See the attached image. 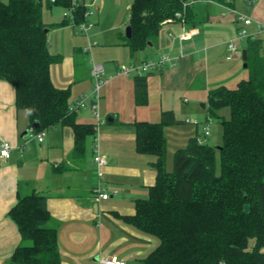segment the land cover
<instances>
[{
    "label": "crops",
    "instance_id": "0c3cea01",
    "mask_svg": "<svg viewBox=\"0 0 264 264\" xmlns=\"http://www.w3.org/2000/svg\"><path fill=\"white\" fill-rule=\"evenodd\" d=\"M76 1L87 7L86 21L94 24L87 35L71 17L70 20L61 12L54 13L56 5L47 3L46 12L43 8V19L50 24L49 49L61 57L52 64L51 76L57 87L70 90V105L86 94L91 95L74 114L78 123L94 125L96 136L87 139L81 156L74 154L75 133L70 126L58 123L43 131L44 139L40 141L32 130L28 111L16 106L14 86L0 79V137L12 145L10 158L0 156V264L9 263L22 241L9 211L18 201V191L27 194L33 190L47 197L50 223L58 231L62 264H100L101 258L114 255L125 264H151L146 259L159 240L128 218L136 214L137 201L148 198L156 183L157 170L153 166L156 158L138 152L134 124L158 122L163 111H173L176 118L177 112L181 116L198 113L195 106H184L182 100L199 102L205 95L209 100L212 89L228 87L227 82L241 76L237 61L240 56L243 59L247 40L238 41L245 42L242 50L229 48L230 41L244 25L238 16L253 19L246 26L251 32L256 31V21L264 23V0H192L186 21L165 23L153 43L132 52L127 44L130 38L122 30L123 26H130L129 21L108 26L99 25L95 18L98 14L102 19L106 0ZM133 1L125 2L129 19ZM184 32L189 33L186 39L182 38ZM89 43L93 46L86 50ZM162 55L174 58L175 64H165L144 74L149 97L147 104L140 105L135 94L136 75L116 73L122 64H140ZM218 62H228L230 68L235 62L234 70L225 80L219 76ZM94 65L102 66L108 79L98 100L100 116L105 121L99 126L92 110ZM155 95L160 97L157 104L152 100ZM88 100L91 102L87 104ZM169 126L165 127V134ZM195 136L201 137L198 132ZM182 141L185 144V137ZM96 145L107 160L101 177L95 161ZM98 185L109 194L108 198L95 191Z\"/></svg>",
    "mask_w": 264,
    "mask_h": 264
},
{
    "label": "trees",
    "instance_id": "16d2710c",
    "mask_svg": "<svg viewBox=\"0 0 264 264\" xmlns=\"http://www.w3.org/2000/svg\"><path fill=\"white\" fill-rule=\"evenodd\" d=\"M191 1L134 0L129 19L132 36L127 40L131 51L153 43L165 23L186 21ZM47 3L71 10L76 26L87 22L88 9L76 0ZM43 8L44 0H0V79L14 86L16 106L28 111L36 133L58 123L72 127L74 154L81 156L96 130L92 124L77 122L69 111L70 90L52 81L51 66L61 57L49 49L50 24L43 19ZM246 50L249 78L235 88L220 86L209 93L212 115L230 108L229 118L217 115L223 125L222 148L191 137L185 148L175 152V167L169 171L165 127L178 122L175 113L163 111L158 122L134 124L138 152L156 158V183L128 218L158 238V246L146 259L151 264H264L260 250L264 244V38H248ZM135 94L138 104L148 103L146 76H135ZM9 215L22 241L8 264H62L58 231L50 223L45 195L18 191ZM250 238L257 240L253 250L248 249Z\"/></svg>",
    "mask_w": 264,
    "mask_h": 264
},
{
    "label": "rangeland",
    "instance_id": "374dc122",
    "mask_svg": "<svg viewBox=\"0 0 264 264\" xmlns=\"http://www.w3.org/2000/svg\"><path fill=\"white\" fill-rule=\"evenodd\" d=\"M248 1V0H246ZM107 4L102 8V19L100 16L98 17V14H96L95 18H97V21L99 25L101 24H108L110 26L112 23H128L129 21V10L125 7L126 0H106ZM244 5L246 2H243ZM47 0H44V10L49 11L47 9ZM54 13L61 12V15L66 17V14L70 16L72 14L71 10L63 8L61 6H54L53 10ZM110 12V13H109ZM70 19V17H67ZM71 20V19H70ZM102 20V21H101ZM127 26H123L122 30H126ZM99 27V26H98ZM100 45H102V42H100ZM245 45V42H238V48H241ZM243 48H241L242 50ZM240 60L237 61V65H239V68L241 69V76L239 78H233L232 81L227 82L230 88L237 87L238 83L244 79H248L250 76L248 68H244V61L242 59V56H240ZM220 74L219 76L222 77V79H226V77L229 75L231 71L234 70L235 62L232 63L231 68L229 67L230 64L228 62L217 64ZM153 102L155 104L160 102V97L158 95H155L153 97ZM187 99L182 100V103L184 106L188 105L190 108H194L198 113L192 115L186 114L184 116H181L180 112H177V118L181 119L182 121L175 123L168 127L167 133L165 134L166 140H167V169L169 171H173L175 167L174 162V156L175 152L180 148H185L188 145L189 135L195 136L197 135V132L199 136L202 138V143L210 144L215 147H220L222 145V139H223V125L222 120L218 116H223L226 119L230 117V108L228 106H225L219 110H217L216 114L218 115H212L210 111V104L209 100L207 98V95L204 96L203 100L193 102L189 99L188 102H186ZM91 100L87 101V104L90 103ZM188 103V104H187ZM205 104V106L203 105ZM194 109V110H195ZM195 115H201V116H195ZM104 119V118H103ZM188 119V120H187ZM198 123V125H197ZM198 126V127H197ZM206 127H209L210 136H206ZM186 139V142L182 141L183 139ZM91 144H89V152L92 154ZM216 163H217V174L221 172V154L218 149L217 156H216ZM257 246V240L255 238H250L248 243V249L253 250ZM260 250L264 252V244L260 247Z\"/></svg>",
    "mask_w": 264,
    "mask_h": 264
},
{
    "label": "built area",
    "instance_id": "2783aa9c",
    "mask_svg": "<svg viewBox=\"0 0 264 264\" xmlns=\"http://www.w3.org/2000/svg\"><path fill=\"white\" fill-rule=\"evenodd\" d=\"M66 16H68L66 14ZM178 17L182 16V13H177ZM69 17L73 19V15L71 14ZM238 20L243 22V26L239 28L237 35L230 41L229 48L232 51H238V41L240 40H247L250 37H256L259 34L264 35V23L260 21H256V31L251 32L246 26L250 25L253 23V19L250 17H246L242 14L238 16ZM93 23L91 22H86V23H81L77 25L79 30L87 35L89 31L93 27ZM189 33L184 32L182 35V38L186 39L188 38ZM93 46L92 43H89V45L85 48L86 50L91 49ZM165 64H171L174 65V58H172L169 55H162L160 56L157 60L149 59L141 62L140 64H122L119 67V70L117 71L116 75H137V76H142L148 72H151L153 70H156L160 67H162ZM92 75L94 77V98L92 102V110L97 118L98 122L97 125L103 124L105 121L102 120L99 112V106H98V100L100 99V94H101V88L102 86L108 82V79L105 78L104 76V69L102 66L99 65H94L93 70H92ZM112 79V77H110ZM91 95H84L82 96L75 104L70 105L69 111L71 113H74L77 109H79L81 106H83L86 102L87 99H89ZM198 124V123H197ZM32 130H34V127H32ZM205 134L208 136L210 134L209 127H206V132ZM40 141H43L44 139V134L43 132L37 133L36 135ZM199 141L202 142V138H199ZM11 150H12V145L11 143L0 137V156L3 158H10L11 156ZM95 161L98 164V175L101 177L103 175L102 172V167L106 164L107 160L106 157L100 153L98 145H96L95 149ZM104 188L101 185L96 186L95 191L99 194L100 197L102 198H108L109 194L105 193ZM100 264H125V261L121 259L120 257L114 255V256H109V257H103L100 260Z\"/></svg>",
    "mask_w": 264,
    "mask_h": 264
},
{
    "label": "water",
    "instance_id": "95a60500",
    "mask_svg": "<svg viewBox=\"0 0 264 264\" xmlns=\"http://www.w3.org/2000/svg\"><path fill=\"white\" fill-rule=\"evenodd\" d=\"M46 31H47V30H46ZM126 35H127L128 38H131V36H132V28H131V26H128V27H127V29H126ZM243 59H244L245 61H246V59H247V50H246V49L243 50ZM244 66L247 67V63H245ZM203 105L205 106V104H203ZM109 118H110V117H109ZM218 148H222V147L220 146V147H218ZM245 211H249V205H248V204L245 205Z\"/></svg>",
    "mask_w": 264,
    "mask_h": 264
}]
</instances>
